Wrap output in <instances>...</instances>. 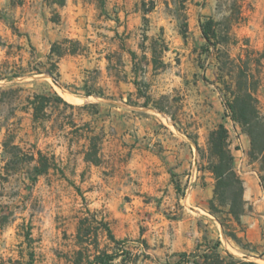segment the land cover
Instances as JSON below:
<instances>
[{
  "label": "rangeland",
  "instance_id": "rangeland-1",
  "mask_svg": "<svg viewBox=\"0 0 264 264\" xmlns=\"http://www.w3.org/2000/svg\"><path fill=\"white\" fill-rule=\"evenodd\" d=\"M52 1L0 0L3 263L75 264L85 219L99 229L100 250L120 247L102 220L123 241L117 264H178L179 253H192L205 238L220 240L224 255L244 257L208 208L209 135L223 123L244 183L242 220L258 245L250 259L264 264L259 166L249 158V137L225 115L218 78L219 60L228 63L227 87L234 89L240 69L254 75L264 112V0ZM208 20L216 22V45L203 36ZM65 39L71 43L63 48L78 52L49 59ZM130 50L140 86L165 112L141 107ZM87 88L102 96L86 97ZM36 94H57L74 108L55 103L48 120L35 122L29 100ZM86 125L102 136L99 165L85 161ZM9 131L25 151L54 159L33 184L35 163L7 174L2 143Z\"/></svg>",
  "mask_w": 264,
  "mask_h": 264
},
{
  "label": "trees",
  "instance_id": "trees-1",
  "mask_svg": "<svg viewBox=\"0 0 264 264\" xmlns=\"http://www.w3.org/2000/svg\"><path fill=\"white\" fill-rule=\"evenodd\" d=\"M50 1V0H47ZM54 4L62 7L66 4V0H53ZM153 10L150 7L144 14V20L148 21L146 15ZM216 22L208 20L202 23L201 28L204 38L209 45H216L214 41L217 39V31L215 29ZM148 40V36L146 38ZM71 43V40L65 39L63 44H56L51 49L49 59L53 56L58 58L65 54H76V49L63 48V45ZM80 45V43H77ZM133 64L135 66V85L137 87V98L143 99L141 104L143 108L154 106L159 112H165L164 107L159 102L154 101L152 97L140 86L137 75V54L129 51ZM156 51L153 48V55ZM219 82L224 86L221 89L224 94L225 115L237 124L243 133L250 139L249 158L252 162L259 166L258 180L259 185L264 193V112L259 107L258 90L259 81L254 75H249L248 71L239 70L234 89L227 87L229 82V67L227 61H218ZM50 75L53 73L50 72ZM226 88V89H225ZM229 88V89H228ZM86 97L102 96V93L87 88ZM132 99H129V102ZM61 104L68 108H74L73 105L67 103L61 96L55 94L51 97L44 94H36L33 99L29 100L32 109L33 120L35 122L46 121L50 117L49 110L54 108L53 104ZM138 105L139 103H135ZM85 105L83 108H86ZM85 132V161L95 165L101 163L100 146L102 136L96 133V130L86 125ZM1 134V130H0ZM12 133L9 131L3 141L4 157L6 158L5 168L7 174L15 172L22 168L25 164H33L30 172L32 174L31 183H35L40 176L48 174L54 167L53 157H49L38 151V157L35 152L25 151L20 145L13 141ZM198 146V145H197ZM198 150L200 148L198 147ZM209 160L208 165L204 167L205 171L211 173L214 179L213 197L209 200V211L220 223L224 235L232 239L243 250L247 251L244 257H238L227 251L224 255L221 250V241H210L205 238L203 244H199L192 253H179L178 264H257L251 260L252 253H258V245L248 240L247 226L242 218L247 214V201L244 199V183L235 169V156L231 150L230 133L225 124H220L209 135ZM7 223L6 218H0V230ZM100 224L103 226L112 243L120 246L117 251L108 252L100 250L98 246L99 229L92 230V224L88 219L82 220L79 225L77 242L80 246L78 251V259L75 264H117L116 261L122 258L123 241L116 239L113 235L108 223L102 220ZM259 257L263 258L264 253ZM124 260V259H123ZM0 264H4L0 255Z\"/></svg>",
  "mask_w": 264,
  "mask_h": 264
}]
</instances>
